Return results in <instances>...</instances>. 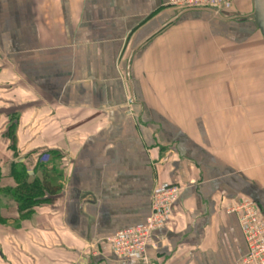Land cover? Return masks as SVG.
Wrapping results in <instances>:
<instances>
[{
    "label": "crops",
    "instance_id": "obj_1",
    "mask_svg": "<svg viewBox=\"0 0 264 264\" xmlns=\"http://www.w3.org/2000/svg\"><path fill=\"white\" fill-rule=\"evenodd\" d=\"M239 5L0 0V264H144L103 241L156 186L179 195L147 264H239L228 209L264 217V40ZM18 181L45 188L24 216Z\"/></svg>",
    "mask_w": 264,
    "mask_h": 264
},
{
    "label": "built area",
    "instance_id": "obj_2",
    "mask_svg": "<svg viewBox=\"0 0 264 264\" xmlns=\"http://www.w3.org/2000/svg\"><path fill=\"white\" fill-rule=\"evenodd\" d=\"M234 0H168L170 7L178 9L208 8L221 10ZM46 162L47 158L39 157ZM177 186H156L150 197V215L143 225L124 229L106 238L103 244L110 247L112 253L120 259L137 257L147 264L146 249L153 246L152 233L164 228L171 216V207L177 200ZM227 213L236 216L243 235L247 252L239 264H264V217L252 200H241L232 205Z\"/></svg>",
    "mask_w": 264,
    "mask_h": 264
},
{
    "label": "trees",
    "instance_id": "obj_3",
    "mask_svg": "<svg viewBox=\"0 0 264 264\" xmlns=\"http://www.w3.org/2000/svg\"><path fill=\"white\" fill-rule=\"evenodd\" d=\"M16 175H21L20 168H15ZM1 178V173H0ZM45 189V188H44ZM41 185L33 181L32 183H25L24 181H18V185L15 190H7L5 194L13 197L17 203V212L20 216L30 214L33 207L42 202L40 193L44 190Z\"/></svg>",
    "mask_w": 264,
    "mask_h": 264
},
{
    "label": "water",
    "instance_id": "obj_4",
    "mask_svg": "<svg viewBox=\"0 0 264 264\" xmlns=\"http://www.w3.org/2000/svg\"><path fill=\"white\" fill-rule=\"evenodd\" d=\"M250 5L251 13L248 17L251 18L254 26L264 40V0H250ZM187 11H203L220 16V13L213 9H188Z\"/></svg>",
    "mask_w": 264,
    "mask_h": 264
},
{
    "label": "rangeland",
    "instance_id": "obj_5",
    "mask_svg": "<svg viewBox=\"0 0 264 264\" xmlns=\"http://www.w3.org/2000/svg\"><path fill=\"white\" fill-rule=\"evenodd\" d=\"M235 1H236V2H235ZM242 1L245 2V5H246V9H247V11H248L249 13H251L250 0H239V1H238V0H234L232 3H230L229 5H227V8H226V9L231 8V7H236V6H237V7H238V6L240 7L239 3L242 2ZM248 3H249V4H248ZM242 5H244V3H242L241 6H242ZM37 197H38V198H41V196H39V195H38Z\"/></svg>",
    "mask_w": 264,
    "mask_h": 264
}]
</instances>
